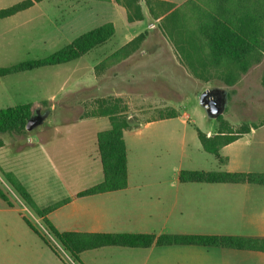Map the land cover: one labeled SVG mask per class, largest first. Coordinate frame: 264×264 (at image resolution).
Segmentation results:
<instances>
[{"label": "rangeland", "instance_id": "1", "mask_svg": "<svg viewBox=\"0 0 264 264\" xmlns=\"http://www.w3.org/2000/svg\"><path fill=\"white\" fill-rule=\"evenodd\" d=\"M20 1L23 0H0V9ZM175 1L182 3L184 0ZM114 6L95 0H42L0 20V68L47 58L83 33L105 23L115 25L114 35L105 44L78 60L0 78V109L30 104L36 123L22 136L0 134L3 142L0 147V188L12 204L10 209L0 199V264H84L81 259L79 263L71 258L3 177L4 172L14 173L40 209L65 197L66 188L82 190L101 181L102 169L95 161V138L90 123L75 124L69 134L62 130L63 141L59 140L51 148L58 151L51 163L41 154L37 132L42 131V123L48 114H70L76 119L91 114L105 102L106 105L116 104L132 128L171 114L180 115L184 109L194 125L205 132L212 127L216 130L219 124L208 118L200 107L199 96L206 90L221 89L226 95V108L221 119L234 133L244 127L264 125V51L245 72L233 70L231 77L223 75L225 71L202 70L191 66L166 34L164 15L153 18L142 3V28L141 22L127 24L124 8ZM141 32L145 34L144 39L127 58L95 72L97 79L93 86L69 93L87 68L95 67ZM172 33L177 34V31ZM57 120L58 125L65 127L66 124ZM161 126L179 129L182 123H158L155 127ZM188 127V135L195 134L196 129L189 124ZM66 135L72 137V147L66 148L69 146L65 144ZM154 137L156 145L141 141L142 147L130 146V174L169 176L173 174L174 165L178 167L179 162L173 157L174 145L160 141L169 136L156 133ZM189 146L194 161L196 158L200 161L198 167L208 169L209 164L217 163L213 156L201 149L197 151L192 144ZM22 218L47 240L58 258Z\"/></svg>", "mask_w": 264, "mask_h": 264}, {"label": "crops", "instance_id": "2", "mask_svg": "<svg viewBox=\"0 0 264 264\" xmlns=\"http://www.w3.org/2000/svg\"><path fill=\"white\" fill-rule=\"evenodd\" d=\"M158 1L180 6L188 0L182 3L175 0ZM108 4L116 5L113 2ZM124 17L126 21L125 12ZM140 22L142 25L140 27L143 28V21L127 22V24ZM112 24L115 26L114 23ZM107 57L108 55L104 59ZM86 70L73 84V89H70L69 93L74 94L82 87L95 84L97 76L94 67ZM179 114L175 118L147 121L142 125L124 130L127 187L119 191L80 198H77L76 194L86 188L82 190L66 188V196L52 204L68 201L47 215L48 221L54 228L59 232L74 233L200 235L264 239V185L182 183L178 179V174L182 170L264 174V125L250 126L247 133L221 147L219 155L225 159V162L220 163L214 155L203 151L197 136L199 128L194 125L186 111L182 109ZM68 115H47L42 123V131L37 132L41 154L51 163L50 160L58 154V151L51 150V148L56 142L58 144L59 140L63 141L62 130L69 134L75 124L90 123L95 138L93 153L96 163L101 167L96 136L110 129L108 118L86 115L72 119L71 115ZM54 117L66 124L65 127L58 125L59 122ZM175 121H181L182 127L179 129L165 126L155 127L158 123ZM188 124L196 129L195 134L188 135ZM156 133L169 136V139H160V141L174 145L176 150L173 157L177 158L178 167L174 165L173 174L169 176L130 174V146L133 147L136 144L142 147L144 145L141 141L156 145L154 137ZM202 133L211 137L216 134V130L212 127ZM173 134L175 136L172 138ZM64 140L65 144H69L66 148L72 147L74 141L70 135H66ZM157 143L159 144L158 139ZM190 144L196 147L197 151L201 149L207 155L213 156L217 163L209 164L208 169L198 167L200 161L197 158L194 161L192 158V153L189 152ZM102 180L103 176L100 182ZM53 256L58 258L55 254ZM79 257L84 264H264V251L196 245H152L148 248L102 247L84 251Z\"/></svg>", "mask_w": 264, "mask_h": 264}, {"label": "trees", "instance_id": "3", "mask_svg": "<svg viewBox=\"0 0 264 264\" xmlns=\"http://www.w3.org/2000/svg\"><path fill=\"white\" fill-rule=\"evenodd\" d=\"M41 1L23 0L7 8L0 9V20L25 11ZM95 1L113 2L121 6L126 12L128 23L144 20L142 3L153 18L158 19L164 15L163 28L166 34L168 33L169 37L175 42L179 52L184 55L190 65L202 68V70L209 68L216 71H225L223 75L231 77L233 70L245 72L264 51V0H188L180 6L158 0ZM173 30H176L177 34H173ZM114 33L113 24L105 23L76 37L70 44L47 58L25 61L11 67L0 68V78L78 60L93 49L105 44ZM144 35V33L139 34L115 50L110 56L98 63L94 67V71L104 70L108 66L127 58L139 46L144 39ZM121 114L122 112L119 111L116 104L108 103L106 105L105 102H102L95 111L87 115L90 117H107L110 129L100 132L96 136L103 180L97 185L78 192L76 194L77 198L119 191L127 187V160L123 131L130 129V127L126 118ZM177 115L171 114L161 119L175 118ZM30 119H34L30 104L0 109V134L25 135L26 125ZM215 120L219 126L214 136L207 137L199 130H197V136L203 151L214 155L220 163H224L225 159L219 155L221 147L247 133L249 127H244L234 133L232 128L221 119V116H218ZM1 146H3V142L0 140ZM178 175V179L182 183L264 185V174L257 173L182 170ZM3 177L26 207L41 219L45 229L59 245L72 259L79 263V256L82 252L102 247L148 248L152 245H196L264 251V239L243 237L59 232L48 221L47 215L68 200L40 209L12 172H4ZM0 199L12 208V204L1 188ZM22 219L44 245L58 256L37 229L27 219Z\"/></svg>", "mask_w": 264, "mask_h": 264}, {"label": "water", "instance_id": "4", "mask_svg": "<svg viewBox=\"0 0 264 264\" xmlns=\"http://www.w3.org/2000/svg\"><path fill=\"white\" fill-rule=\"evenodd\" d=\"M199 105L204 110L208 118L216 119L221 116L226 108V95L221 89L206 90L199 96ZM36 125L30 119L26 125V131L32 130Z\"/></svg>", "mask_w": 264, "mask_h": 264}]
</instances>
